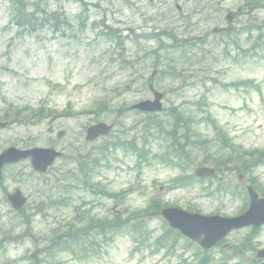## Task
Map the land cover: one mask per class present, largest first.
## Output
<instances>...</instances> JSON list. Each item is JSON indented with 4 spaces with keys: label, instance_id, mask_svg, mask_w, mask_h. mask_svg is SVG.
<instances>
[{
    "label": "rangeland",
    "instance_id": "374dc122",
    "mask_svg": "<svg viewBox=\"0 0 264 264\" xmlns=\"http://www.w3.org/2000/svg\"><path fill=\"white\" fill-rule=\"evenodd\" d=\"M34 1V0H30ZM85 5L75 3L73 0H62L61 4L51 0L39 4L43 12H39L40 21L46 18L47 13L59 10L66 17L69 26L59 25L54 28L52 23L37 24L35 29H22L14 21V9L10 0H0V114L7 113L8 116L21 118L23 123L34 119L32 111L22 112L25 107L40 110L42 114L51 112L49 116L43 117L36 123L19 124L12 123L5 130H0V145L6 147L17 143L21 147L34 142L36 145H47L51 138L59 130H66L63 138L58 141L57 146L65 151V147L74 143L81 145L84 151L98 153L100 147L109 141H115L117 136L130 140L135 136H144L147 140V158L142 166L136 164V153L130 152L123 147L109 150L104 165L96 180H101L105 189L118 192L122 189L131 188V192L119 204L114 198H101V203L95 206L94 212L109 215L111 211L123 213V205L127 208H146L149 198H158L160 203H171L172 205L187 208L195 206L201 213L235 215L244 205L243 193L231 197L214 193L209 195L206 190L216 186L214 181L210 183H193L190 186L168 189L166 186L172 178L179 174L189 172L190 169L203 160L207 149L210 152L223 146L224 138L218 135L211 120L219 128H223L230 140L244 150L264 148V8L256 7L248 14H241L233 23L236 30L247 23V32L236 38L240 48L234 43L220 37L219 46L207 54L204 50L209 49L197 45L185 46V54L180 53L176 64L184 66L177 67V72L172 75L157 74L154 77L155 87L164 92L162 104L164 106H177L185 114L189 112L196 120L202 119L195 124L191 130L200 136V139L210 140L209 146L202 145L192 147L189 152L178 149V166L164 165L152 156L155 153L170 152V140L164 137L163 130L158 122H165L163 113L160 117L145 119V113H130L126 118L116 117L114 108L130 103L141 98H152L147 85L146 78L150 77L152 64L160 63L162 67L167 58L164 51L156 57H146L147 60L139 58L142 62L138 67L131 65L119 66L116 60L113 44L107 42L98 35L100 27H90L92 20L97 23L105 17L107 23L133 27L137 33H149L166 25H177L175 29L179 38H184L196 33H208L218 24H225L224 14L229 10L237 11V6L243 0H215L216 12H210L199 21L195 32H189L193 24L197 22L199 14H191L194 4L189 0H82ZM264 3V0H261ZM206 3L211 0H205ZM180 5V6H177ZM178 9V11H177ZM84 11V25L80 26V12ZM189 12V13H188ZM191 12V13H190ZM183 13L188 15H184ZM184 15V16H183ZM191 15V16H190ZM183 16V18H182ZM13 17V18H12ZM52 20V19H49ZM174 21V22H173ZM255 24L262 26L255 29ZM186 28V30L184 29ZM123 31V35L127 34ZM210 34V33H208ZM167 37L163 36V40ZM216 38L207 36L205 44ZM141 46L153 47V39H142ZM170 40L165 41L166 46ZM227 45V46H226ZM126 50L132 52L130 44L125 45ZM187 57V59H186ZM123 58L132 61L130 55ZM143 58V55H142ZM168 59V58H167ZM188 62H187V61ZM194 65H193V64ZM130 67H133V71ZM126 68V69H123ZM171 70L170 73H174ZM237 82L236 84H230ZM129 85L131 90H126ZM145 87V88H144ZM120 92V93H118ZM4 98V99H3ZM11 104L8 108V104ZM69 105V106H68ZM68 111V114H62ZM22 112V113H21ZM13 114V115H12ZM57 114H62L58 116ZM145 117V118H144ZM116 122L113 131L105 137H98L93 141H85V127L96 123V121ZM205 120H208L205 121ZM146 122V123H145ZM168 122V121H166ZM145 123V124H144ZM153 123V124H152ZM170 124V122H168ZM166 128V127H165ZM164 128V130H165ZM193 133L188 135V142L198 138ZM141 141V139H140ZM15 145V144H14ZM223 157L231 156L230 148H224ZM227 162V161H226ZM231 163L227 162V165ZM57 169H62V161L54 163ZM223 174L222 187L228 186L231 190L236 184L237 174L227 169ZM29 171L25 161L19 162L6 172L5 186L13 188L11 176L26 174ZM257 177L261 179L264 186V161L257 167ZM21 183V189L28 192V184L33 178L29 177ZM17 183V184H19ZM31 187V184L30 186ZM85 196L83 192L74 193V202ZM79 197V199L77 198ZM87 197V196H85ZM10 206L3 201L0 192V212L7 215ZM64 218L70 216L68 210L64 211ZM148 215V214H147ZM146 219L145 239L143 243L129 232L124 230L113 237V240L103 244L98 254L90 257L71 255L69 252H59L55 262L61 264H191L196 252V246L190 245L185 237L178 238L174 245L169 247L171 241L156 245L154 239L166 229L164 221L155 215H149ZM49 216H33L30 221L31 233L42 234L48 227ZM246 229H240L228 234L224 243L214 247L212 264H234L236 258L228 259L225 249L230 243H236L244 234ZM23 234V235H22ZM10 243L0 244V264L8 260L10 245L24 246L23 255L28 256L33 250L34 242L31 241L27 232L21 227L15 228L10 234ZM2 234L0 233V238ZM137 237V236H136ZM257 249L264 247V224L258 233ZM90 246L89 243H85ZM98 245L93 243L91 248L97 250ZM82 252V251H79ZM92 253V252H91ZM255 252L251 250L244 254L245 259H250ZM230 255H234L233 253ZM237 254L236 256H238ZM40 259L46 257L41 254ZM264 260V258H262ZM14 264H32L28 260L15 262ZM243 264H246L244 262Z\"/></svg>",
    "mask_w": 264,
    "mask_h": 264
},
{
    "label": "water",
    "instance_id": "95a60500",
    "mask_svg": "<svg viewBox=\"0 0 264 264\" xmlns=\"http://www.w3.org/2000/svg\"><path fill=\"white\" fill-rule=\"evenodd\" d=\"M233 16L234 14L229 13L225 18L227 21H230ZM213 31H217V29H214ZM150 89L154 93V100H152V102L149 100H141L132 107L138 109H159L160 104L158 101L162 95L159 92H156L152 86H150ZM0 126H4V124L0 123ZM109 128V125L106 126L103 123H97L94 126H90L87 130V138H95L99 133L106 134L110 130ZM12 151L13 149L10 148L0 155V166L7 161L18 160V158L30 154L33 157L32 162L34 166L41 171L46 168L45 165L50 163L55 155H58L53 151L43 149H32L28 153L17 151L15 154L11 153ZM196 171L199 176H204L213 173L214 170L201 166L200 168H197ZM247 191H249L251 197V205L243 215L236 218H221L219 216L202 217L196 214L192 215V217H187L183 211L171 208L169 210H164L162 214L168 219L171 225L182 229V231L191 239L199 240L203 247H210L216 243V240L219 237L224 236L227 231L233 227L248 225L249 223L260 226V224L264 222V199L260 198V200H258L256 193L250 186H248ZM10 199L15 208L20 207L24 202L23 197H19L18 193L10 195ZM201 234H203V238H200ZM259 255H264V250H262Z\"/></svg>",
    "mask_w": 264,
    "mask_h": 264
},
{
    "label": "trees",
    "instance_id": "16d2710c",
    "mask_svg": "<svg viewBox=\"0 0 264 264\" xmlns=\"http://www.w3.org/2000/svg\"><path fill=\"white\" fill-rule=\"evenodd\" d=\"M25 2L27 1L26 0H12L13 7H15V11H16L15 18L22 21V24H27V25L34 27L35 24L40 23L39 15L37 14V12H43V9H41V7L38 6V3H35V2L33 4V7L28 9L27 6L25 5L23 6ZM254 6L263 7L264 3L263 1L258 0L254 3ZM58 14H59L58 12L57 13L49 12V14L46 17H50L52 19H55V21H58L60 19V16H58ZM18 20L16 21L17 24H19ZM255 27L258 28L259 26L255 24ZM229 33L227 35H229ZM117 111L119 114L120 113L123 114L124 112H126V107L120 104L118 105ZM176 126H183L185 129V132H187L190 128V125L187 124V122H185L184 125L177 123ZM177 130H178L177 127L172 130L174 133L173 137L175 138V140H177L176 139L177 136L175 133ZM220 133L223 134V132L221 131ZM187 134L183 135V137L187 138ZM231 150H236L235 152L238 158L236 165L240 166L241 168L251 167L252 165L255 164L257 160L255 159V157H252V154H249L247 151L246 152L237 151L238 149H236L233 146ZM98 159L99 157L93 158V157H90L89 155L85 156L83 153L77 154L74 159L75 163L77 164L76 165L77 173L76 175H73L74 173L72 174V176L75 177L74 179L76 180L81 177L83 179V185L85 186L88 181L87 175L91 176V174L95 172L99 166ZM138 213L140 212H138L137 210H134V212L131 215H135ZM123 222L124 220H121L120 218H117L116 220L111 221L106 217L98 218L97 216H92L87 220V222L82 228L70 229L69 233L61 236V239H62V242L65 244L66 240H64L63 238L64 237L67 238L68 236H70L72 239V243H74L76 240L79 239L81 234L90 235V231L95 232V234L97 235L102 234L104 238H110L111 236H113L115 231H117L116 229L120 230L122 228L121 225L123 224ZM59 240L60 239H56V242L59 243ZM247 243L249 245V241H247ZM200 264H207V261L202 260Z\"/></svg>",
    "mask_w": 264,
    "mask_h": 264
},
{
    "label": "bare ground",
    "instance_id": "6f19581e",
    "mask_svg": "<svg viewBox=\"0 0 264 264\" xmlns=\"http://www.w3.org/2000/svg\"><path fill=\"white\" fill-rule=\"evenodd\" d=\"M190 1V0H189ZM258 1V0H243V2H241L240 4H238L237 6V11L234 12V15L235 17H238L240 16L241 14H248L251 9L254 10V8H256L254 6V3ZM33 2L32 1H27L23 4V6H27L28 9L32 8L33 7ZM195 5L198 7L197 11H198V14H199V18L197 20L196 23L193 24V27H195V25L197 27H199L198 23L199 21H201L203 18H206V15H208L210 12H216V7H211L210 5L208 4H202L198 1H195ZM254 7V8H253ZM264 8V6H263ZM189 13V12H188ZM187 13V14H188ZM191 13V12H190ZM195 15L197 14L195 11H194ZM184 15H186L185 13H183ZM223 17H226V15H224ZM174 22V21H173ZM264 22V19L262 21V23ZM19 23V21H18ZM20 24V23H19ZM21 25V24H20ZM166 28V33L169 34V35H176L177 33L175 32V29L177 28V25H173L172 27L170 25H166L164 26ZM197 27L191 29L189 32H195L197 31L198 29H196ZM186 30V28H184ZM142 55H143V52L141 53L140 55V58L142 59ZM145 57H147L148 55H144ZM66 154H68V152H65ZM33 184L32 182L30 183L31 184V187L30 184H28V192H27V195L31 198H38L42 195L43 191H44V186L47 184L48 182V179L46 177H41V178H37L35 180H33ZM60 188H68V185L65 187H62V186H59ZM50 198L54 199V202H53V206L55 207H60L64 204L65 202V199L62 198V197H59V196H51ZM19 212L13 210V209H10L7 211V215L8 216H14L16 214H18ZM56 211L54 212H51L49 214V216L52 218V219H55L56 218Z\"/></svg>",
    "mask_w": 264,
    "mask_h": 264
},
{
    "label": "clouds",
    "instance_id": "9594fccd",
    "mask_svg": "<svg viewBox=\"0 0 264 264\" xmlns=\"http://www.w3.org/2000/svg\"><path fill=\"white\" fill-rule=\"evenodd\" d=\"M24 252V246H15V245H10L9 250H8V257L10 259H17L19 256H21Z\"/></svg>",
    "mask_w": 264,
    "mask_h": 264
},
{
    "label": "flooded vegetation",
    "instance_id": "af4514ba",
    "mask_svg": "<svg viewBox=\"0 0 264 264\" xmlns=\"http://www.w3.org/2000/svg\"><path fill=\"white\" fill-rule=\"evenodd\" d=\"M43 189H44V191H43L42 195L40 197H38V198H35V199L32 198V197L30 198L27 195V192L25 194H26L27 198L29 200H31L32 203H37V202H41L40 198L45 197L48 193L54 194L56 192V188H48V187L44 186ZM53 209H55V207Z\"/></svg>",
    "mask_w": 264,
    "mask_h": 264
}]
</instances>
